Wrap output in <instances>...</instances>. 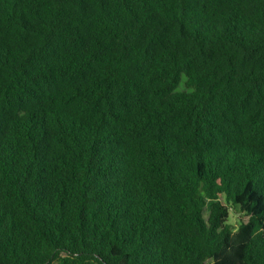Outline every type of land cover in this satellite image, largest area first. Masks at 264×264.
<instances>
[{"label":"trees","instance_id":"trees-1","mask_svg":"<svg viewBox=\"0 0 264 264\" xmlns=\"http://www.w3.org/2000/svg\"><path fill=\"white\" fill-rule=\"evenodd\" d=\"M0 264H264V0H0Z\"/></svg>","mask_w":264,"mask_h":264},{"label":"rangeland","instance_id":"rangeland-1","mask_svg":"<svg viewBox=\"0 0 264 264\" xmlns=\"http://www.w3.org/2000/svg\"><path fill=\"white\" fill-rule=\"evenodd\" d=\"M206 212L208 213V208ZM242 220H244V218L240 216L235 209L230 210L229 223L231 225H233L236 228Z\"/></svg>","mask_w":264,"mask_h":264}]
</instances>
